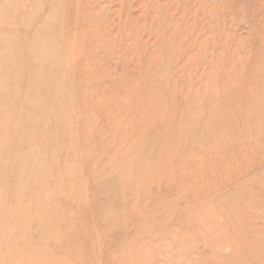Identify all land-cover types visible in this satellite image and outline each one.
Listing matches in <instances>:
<instances>
[{
  "label": "rangeland",
  "instance_id": "374dc122",
  "mask_svg": "<svg viewBox=\"0 0 264 264\" xmlns=\"http://www.w3.org/2000/svg\"><path fill=\"white\" fill-rule=\"evenodd\" d=\"M0 264H264V0H0Z\"/></svg>",
  "mask_w": 264,
  "mask_h": 264
}]
</instances>
